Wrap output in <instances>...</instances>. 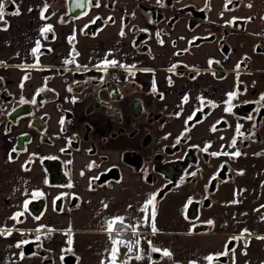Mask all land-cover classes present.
<instances>
[{
  "label": "flooded vegetation",
  "instance_id": "af4514ba",
  "mask_svg": "<svg viewBox=\"0 0 264 264\" xmlns=\"http://www.w3.org/2000/svg\"><path fill=\"white\" fill-rule=\"evenodd\" d=\"M77 2L45 0V6L52 10L50 15L58 11L65 23H81L70 40L74 45L80 42L91 47V60H115L123 67L84 68L73 66V62L57 64L52 71L59 76L68 74L72 102L88 99L87 112L99 114L98 122L85 120L82 128H75L69 124L73 107L65 108L57 99L63 120L61 145L56 154L40 157L47 169L56 167L57 157L64 172L51 177L48 169L50 181L57 179L65 185L54 199L55 206L78 204L81 190L105 191L116 186L120 190L126 183L142 182L156 194L158 213L183 202L184 218L193 229H229L224 248L212 256L214 262L231 264L238 244L253 233L255 223L264 230V203L259 199L264 195V101L260 99L264 95V15L259 19L244 14L211 20L207 6L194 0H80L85 4L82 12ZM242 2L228 0L227 7ZM181 21L184 31L177 29ZM45 34L46 38L52 32ZM166 39H170L169 48L164 47L163 54L157 55L156 47ZM117 50L120 55L115 54ZM131 54L143 56V60L121 62ZM157 62L165 66L154 67ZM163 75L170 87L182 80L194 81L192 87L201 95L186 119L185 130L173 136L165 131L173 115L146 100L148 95L162 97L167 93L161 86L148 84L152 77ZM225 88L236 93L230 112L225 111L228 97L223 105L214 99ZM53 91L45 82L33 97L23 99L27 103H21L0 75V121L10 134L11 158H19L34 135L48 130L51 117L43 108ZM27 110L16 121L11 120V116ZM22 122L24 129L14 132ZM98 126L101 132L96 136ZM43 139L56 143L51 135ZM234 139L235 146H231ZM237 151L241 154L233 155ZM72 155L85 164L79 178L74 176ZM256 209L261 212L252 217ZM239 223L249 230H240ZM130 232L122 229L120 235L129 236Z\"/></svg>",
  "mask_w": 264,
  "mask_h": 264
},
{
  "label": "crops",
  "instance_id": "0c3cea01",
  "mask_svg": "<svg viewBox=\"0 0 264 264\" xmlns=\"http://www.w3.org/2000/svg\"><path fill=\"white\" fill-rule=\"evenodd\" d=\"M4 3V23L0 25V75L4 76L9 92L19 99L33 97L36 90L46 82L49 88L54 89L53 94L46 97L49 102L53 99L52 108L48 112L54 116L60 112L57 99H60L63 107L71 106L74 100L73 95L68 92L70 87L68 74L59 76L55 75L56 73L52 74V71L56 69L57 64H66V60L75 61L74 44L70 39L76 31L78 32L81 23L76 26L63 22L58 11L45 16V0H15V3L12 0H4ZM17 8L20 14L12 15ZM48 25L52 26L50 31L52 34L45 38L46 34H42L41 29ZM177 29L184 31L185 23L179 22ZM178 30L176 32H179ZM37 41L45 48L34 56L32 49ZM169 41L170 39H166L156 47L157 55L163 54L164 47L169 48ZM82 47L91 50L92 59L94 51L91 47L84 45ZM120 51L132 52L128 49ZM120 51H115V54L120 55ZM77 53L79 56L80 52ZM84 54L85 51H81V55ZM162 63L157 62L153 66L162 67L164 65ZM75 65L84 63L74 62L73 66ZM148 84L167 89L164 96L148 95L146 100L149 104L156 103L161 110L173 115L165 125L167 133H171L172 136L181 133L185 130L186 119L191 114L194 104L201 96L192 87L194 81L182 80L181 84L170 87L166 76L163 75L152 77ZM221 91L214 99L223 105L228 97V88ZM185 97L188 98L187 102ZM58 117L57 124L52 125L51 120L44 134L34 135L27 150L17 159L9 156L10 134L0 121V229L11 230V235L0 236V264H65L64 256L67 254L76 257L74 264H110L112 259L110 251L113 245L109 233L105 230V222L117 216L123 217L128 225H139L136 239L140 241L136 252L129 254L130 256L123 245L124 252L119 250L117 264H173V261L182 264H209L206 257L224 248L229 229L220 232L194 231L184 218L183 202L176 206L177 217L167 215L166 210L170 206L164 207L163 213L159 216L155 202V224L158 231L153 233L150 225L143 223L146 214L141 211L149 194L153 193L142 182L140 185L126 183L120 186V190H117L118 186L105 191L81 190L78 204L64 205L58 209L54 199L64 191L65 185L50 181L49 171L40 158L42 155L58 152L62 135L61 113ZM22 129L23 122L14 128V132ZM44 135H51L56 143H47L43 139ZM27 160L28 165L25 166ZM70 160L74 176L81 177L80 171L85 164L80 163L77 155L70 156ZM34 191L42 192L43 195L40 197L46 200L45 208L39 216L34 215L29 209L27 211L23 209L25 200L32 199L31 194ZM21 211H24V215L19 217L21 222L11 219L15 213ZM147 215L150 219L151 206ZM69 228L70 235L67 234ZM49 229L52 231L49 232ZM254 230L244 241H240L230 261L231 264H264V239L257 238L264 237V230L258 225L254 226ZM37 235L40 237L39 240L36 239ZM120 237L126 241L128 239V236ZM31 240L36 241L37 252L24 253L26 243L19 248L16 247L21 241ZM152 247L161 251L153 252ZM163 250H168L171 256H164ZM21 252L24 254L23 259L20 258ZM137 255L143 258L137 260L135 259ZM212 264L221 263L212 261Z\"/></svg>",
  "mask_w": 264,
  "mask_h": 264
},
{
  "label": "snow or ice",
  "instance_id": "6c2138e0",
  "mask_svg": "<svg viewBox=\"0 0 264 264\" xmlns=\"http://www.w3.org/2000/svg\"><path fill=\"white\" fill-rule=\"evenodd\" d=\"M13 3H15V0H12ZM157 2L159 3L160 0H157ZM229 2H231V0H229ZM97 7H99V3H97L96 5ZM249 7H251V5H248ZM76 7H79V8H84L85 7V4L83 2H80V0H78L77 4H76ZM44 11H47V5L45 6V9ZM12 15H19L20 12H19V9L17 8L16 11L12 12L11 13ZM86 14V13H85ZM42 18H44L43 16V12H42ZM4 17H5V3H4V0H0V21H3L4 20ZM99 19V18H97ZM111 19V18H110ZM95 22V21H93ZM52 30V26L51 25H48L44 28L41 29V33H46V32H49ZM121 36L124 35L123 31H121L120 33ZM162 43V41H161ZM40 51V42L37 41L36 42V46L32 49V54L35 56L38 52ZM78 55V53H77ZM74 61H71V60H66L65 63H73ZM211 64V61L209 62ZM116 67V66H122L123 65H118L117 61L115 60H112V61H107L105 60L104 61V68L106 70L107 67ZM239 64L237 65V68H239ZM98 67H100L98 65ZM134 67V66H133ZM175 67V66H173ZM27 78V77H25ZM23 85H21L22 87ZM69 91H71V89H69ZM153 91H155V89H153ZM236 96V93L235 92H230L228 93V100L226 101V103L228 104V107L225 108V111L226 112H230L231 111V108H232V105H231V101L235 98ZM187 97H185V102H187ZM261 101H264V95L261 96ZM32 103H36L35 100H32L31 101ZM21 103H27V101H24L23 99L21 100ZM211 103V102H209ZM252 117H249V119H251ZM189 119H191V117H189ZM187 123V122H186ZM61 124H63V120H61ZM240 127L241 125H237V132H239L240 130ZM212 131H215L216 128L215 126H213V128L211 129ZM180 140L179 138L177 139L176 143H179ZM235 139L232 141V145L231 146H235ZM13 151H15V149H13ZM61 151H64V149H62ZM203 151H207V148L203 149ZM221 153H212L213 156H217V155H220ZM224 155H228V153H223ZM241 153L239 151L233 153V155L235 156H239ZM89 167H91V165H89ZM81 175H83V172L81 173ZM192 175H195V173H192ZM68 187H72L71 184L68 185ZM32 197L33 198H37V197H40L43 195L42 192L40 191H34L32 194ZM155 200H156V194H149V197L144 205V207L141 209L142 212H144L146 215L144 217V221L143 223L145 224H149L151 229H152V232L155 233L158 231V229L156 228V224H155V218H156V207H155ZM28 203L29 201L28 200H25L24 204H23V209L24 211H27L28 209ZM151 206V217L149 219L147 213L149 211V207ZM24 211H21V212H17L15 213L11 219L17 221L18 223L21 222L19 220V217L23 216L24 215ZM209 224L212 223V221H208ZM139 225L136 224V225H128L125 223V219L123 217H115V218H112V219H109L105 222V230L109 233V236H110V239L112 241V249L110 251V255L112 257L111 259V262L110 264H117V257H118V252H119V246L121 244H123L127 249H128V252L131 253L133 251V248L134 247H137L140 243L139 239H136L134 241H126L124 239H122L120 237V231L123 229V230H130L131 231V235L133 237H136L138 235L137 233V227ZM37 231H39V229H37ZM52 231L51 229H49V232ZM248 230L245 229L244 232H247ZM70 232H71V229L69 228V231L67 234L70 235ZM113 233H115V235H113ZM11 235V230H5V229H0V236L2 235ZM258 239H264V237H257ZM37 240L40 239L39 235H37L36 237ZM232 239H239V237H233ZM24 243H27V241H21L20 243H18L16 245V247H21L22 244ZM69 243H71V240H69ZM151 243V242H149ZM247 246V245H246ZM151 251L153 252H160L161 250L159 248H156V247H152L151 248ZM234 251V250H233ZM164 256H171V253L168 251V250H163V253H162ZM227 252L225 253H222L221 255H226ZM245 255H247V253L245 252L244 253ZM20 258L23 259L24 258V254L23 252L20 253ZM143 257L141 255H137L135 257V259L137 260H140L142 259ZM206 259L208 260L209 264H212V261L214 259L213 256L209 255L208 257H206Z\"/></svg>",
  "mask_w": 264,
  "mask_h": 264
},
{
  "label": "rangeland",
  "instance_id": "374dc122",
  "mask_svg": "<svg viewBox=\"0 0 264 264\" xmlns=\"http://www.w3.org/2000/svg\"><path fill=\"white\" fill-rule=\"evenodd\" d=\"M194 1L198 2L199 4L207 6L208 17L211 20H219V19H224L226 17H230V16L244 15V14H247V15L254 14L257 16V19H259L260 16L264 15V0H243V2L240 5L233 6L231 8L227 7V1L228 0H194ZM248 5H251V7H249ZM262 24L260 26H263ZM79 38H80V36H79ZM74 47L76 48L77 51L80 52L79 56L76 53V59L74 61L75 64L84 63V65H77V67L89 68V67L98 66V65L104 66V60L103 61L91 60V58H90L91 50L83 48L82 44L80 42H75ZM81 51H85V54L81 55ZM127 59H128L127 61H121V62L122 63H137L138 59L141 62L143 60V56H136V55L131 54V56ZM66 70H68V69H66ZM70 71H72V69ZM87 103H88V99H81V100H76V101L72 102L71 106L73 107L74 116L71 119V122L69 123L70 125H73L75 128L80 129L83 127L85 120H88L89 122H94V123L98 122L99 114L93 113V112L88 113L87 112ZM52 105H53V99L50 100V102H48V101L45 102L43 109L48 111L52 108ZM59 113H61V111ZM59 113H55L54 116H51L52 114H50V117H51L50 119L52 120V125L57 124V122L59 121V117H58ZM61 115H62V113H61ZM100 132H101V129L98 126V129L96 131H94V134L96 136H98V135H100ZM24 165L25 166L28 165V160L24 163ZM260 169L261 168L258 167V170H260ZM262 186L264 187V185H262ZM259 199H260L261 203H264V195L263 194L259 195ZM171 207L167 208V210H166L167 215L171 216V214H172L173 216L175 215V217H177L176 216L177 207L174 208V206H173L172 209H171ZM253 211H255V210H253ZM259 212H261V210L256 209L255 213L252 214V217H254L256 213L259 214ZM106 214L109 215L108 213H106ZM158 215H161V214L159 213ZM256 225L260 226V223H255V226ZM253 226H254V224H253ZM238 228L240 230H245V229L249 230L248 227L247 228L242 227L241 223H239ZM259 230L260 229H256V231H259ZM119 250L121 252H124L123 244H121L119 246ZM126 250L128 251L127 248H126ZM129 254L130 253L128 252V256L131 255V254L130 255Z\"/></svg>",
  "mask_w": 264,
  "mask_h": 264
},
{
  "label": "water",
  "instance_id": "95a60500",
  "mask_svg": "<svg viewBox=\"0 0 264 264\" xmlns=\"http://www.w3.org/2000/svg\"><path fill=\"white\" fill-rule=\"evenodd\" d=\"M84 11V9L82 8L80 12ZM52 13V10H49V11H45L44 12V15L45 16H48ZM27 111H23V112H18L16 113L15 115L11 116V120L12 121H16L17 117L20 116L21 114H25L27 113ZM11 122V121H10ZM20 149L24 148V145L22 147H18ZM56 160V167L53 168V167H48L49 171H50V174H51V177H52V174L58 176V175H64V172L61 170V165H60V160L55 157L54 158ZM52 182L54 183H63L62 181L60 180H57V179H54V180H51ZM45 204H46V200L44 197H40V198H32L29 200V203H28V209L36 216H39L44 208H45ZM58 209H61V207H58ZM195 231H198L200 230V228H194ZM36 241H28L25 245H24V248H23V251L24 253L26 254H30V253H34V252H37V249H36ZM75 260H76V257L72 254H67L64 256V262L65 264H74L75 263ZM175 264H180V263H175Z\"/></svg>",
  "mask_w": 264,
  "mask_h": 264
},
{
  "label": "built area",
  "instance_id": "2783aa9c",
  "mask_svg": "<svg viewBox=\"0 0 264 264\" xmlns=\"http://www.w3.org/2000/svg\"><path fill=\"white\" fill-rule=\"evenodd\" d=\"M115 74H116V73L113 72V73H112V76H115ZM134 240H136V237H133V236L131 235V232H130L127 241H134ZM135 250H136V247L133 248V251H132L130 254L135 253Z\"/></svg>",
  "mask_w": 264,
  "mask_h": 264
},
{
  "label": "trees",
  "instance_id": "16d2710c",
  "mask_svg": "<svg viewBox=\"0 0 264 264\" xmlns=\"http://www.w3.org/2000/svg\"><path fill=\"white\" fill-rule=\"evenodd\" d=\"M4 23L3 21H0V24Z\"/></svg>",
  "mask_w": 264,
  "mask_h": 264
}]
</instances>
